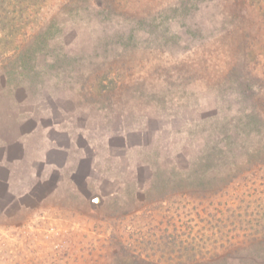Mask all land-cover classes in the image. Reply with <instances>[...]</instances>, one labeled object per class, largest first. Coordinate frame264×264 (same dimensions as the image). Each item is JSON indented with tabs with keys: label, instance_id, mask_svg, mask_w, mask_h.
<instances>
[{
	"label": "rangeland",
	"instance_id": "1",
	"mask_svg": "<svg viewBox=\"0 0 264 264\" xmlns=\"http://www.w3.org/2000/svg\"><path fill=\"white\" fill-rule=\"evenodd\" d=\"M261 94L264 0H0V264H264Z\"/></svg>",
	"mask_w": 264,
	"mask_h": 264
},
{
	"label": "crops",
	"instance_id": "2",
	"mask_svg": "<svg viewBox=\"0 0 264 264\" xmlns=\"http://www.w3.org/2000/svg\"><path fill=\"white\" fill-rule=\"evenodd\" d=\"M37 135L34 133H29L27 135L21 136L19 139V144L21 147H23L26 151L27 154H21L18 158H11V155H6L5 152L0 148V177L3 175V173H6V176L3 178V181H0L3 183L4 181L7 180V174L11 172V176L13 175V169L14 165L19 162H25V158L29 157L30 159V145L29 143L32 141L33 137ZM45 151V150H44ZM41 152V151H39ZM31 160V159H30ZM35 161V159H34Z\"/></svg>",
	"mask_w": 264,
	"mask_h": 264
},
{
	"label": "trees",
	"instance_id": "3",
	"mask_svg": "<svg viewBox=\"0 0 264 264\" xmlns=\"http://www.w3.org/2000/svg\"><path fill=\"white\" fill-rule=\"evenodd\" d=\"M259 96H260V99L258 101L260 105L257 107V109H258L259 115L264 117V96L263 94Z\"/></svg>",
	"mask_w": 264,
	"mask_h": 264
}]
</instances>
